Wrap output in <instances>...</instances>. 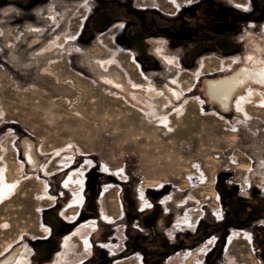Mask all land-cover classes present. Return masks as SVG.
Instances as JSON below:
<instances>
[{
	"label": "rangeland",
	"instance_id": "374dc122",
	"mask_svg": "<svg viewBox=\"0 0 264 264\" xmlns=\"http://www.w3.org/2000/svg\"><path fill=\"white\" fill-rule=\"evenodd\" d=\"M256 44L264 0H0V261L154 264L156 237L204 218L224 223L213 264H264V84L207 93Z\"/></svg>",
	"mask_w": 264,
	"mask_h": 264
},
{
	"label": "bare ground",
	"instance_id": "6f19581e",
	"mask_svg": "<svg viewBox=\"0 0 264 264\" xmlns=\"http://www.w3.org/2000/svg\"><path fill=\"white\" fill-rule=\"evenodd\" d=\"M24 38V37H23ZM19 44V43H18ZM254 44V42H253ZM258 51H263V48H260V46L258 44H256V46H254ZM253 47V48H254ZM259 53V52H258ZM260 55V54H259ZM261 57V56H260ZM257 58V57H255ZM257 60V59H256ZM102 66V65H101ZM57 70V68H56ZM58 76V80H60L59 75ZM180 83V82H179ZM73 84V83H72ZM114 84V83H113ZM264 84V59H260V62L254 65H251V67H243L242 69H240L239 71H237V73H235L233 76L231 77H227V78H223V79H219V80H213V81H209L207 84V93L209 95V98L212 101H216L219 104H221L223 107H225L226 105H228V103L230 102L232 95L235 92H238L239 88H242L244 86H249L250 90L248 94H253V90H252V86H255L256 90L262 88L261 85ZM74 85V84H73ZM143 89L145 91L146 96L148 97V99L150 100V102H152L151 106H150V111L151 112H155L156 110V105L154 104L155 101H159L161 95L160 93H157L155 87H153V85H145L143 86ZM238 89V90H237ZM5 90V89H4ZM255 92V91H254ZM257 93V92H256ZM179 93L177 92H172L171 94L168 93V96H166V98H164V103L165 104H169V105H173L174 101L177 100V96ZM258 96V94H257ZM12 98V97H11ZM175 98V100H174ZM41 99V98H40ZM241 99V98H240ZM257 99V97H256ZM43 100V99H42ZM41 100V101H42ZM244 101V100H243ZM242 99L236 102V106L240 107L242 106ZM258 101V99H257ZM249 102V101H248ZM264 102V101H263ZM257 103V102H256ZM260 103V100L259 102ZM49 105V104H48ZM220 105V106H221ZM73 106V105H72ZM81 107V106H80ZM246 107V106H245ZM243 108V106H242ZM60 109V108H59ZM225 109V108H224ZM238 109V108H237ZM227 110V109H226ZM241 110V108H240ZM239 110V111H240ZM244 110V109H243ZM246 110V109H245ZM179 113V112H178ZM81 114V113H79ZM264 116V115H263ZM89 119V118H88ZM91 119V118H90ZM160 123H167V126L170 125V122L172 123V121L169 120L168 117L166 116H160L159 117V121ZM174 124V123H173ZM179 124V123H178ZM162 126V124H161ZM178 126V125H176ZM170 127V126H169ZM168 128V127H167ZM172 128V127H171ZM170 128V129H171ZM223 128V127H222ZM163 129V128H162ZM161 129V130H162ZM177 129V128H176ZM183 129V128H182ZM49 130V129H47ZM165 130V129H164ZM163 131V130H162ZM161 131V132H162ZM174 131V130H173ZM45 132V131H44ZM106 132V131H105ZM176 132V131H175ZM191 132V131H190ZM160 133V132H159ZM165 133V132H164ZM171 133V132H170ZM169 133V134H170ZM189 133V132H188ZM47 134V133H45ZM163 135V134H162ZM160 136V134H159ZM165 136V135H164ZM181 136V131L176 132L174 135H172V141L173 143L175 142L174 139H176L178 141V139H180ZM162 138V137H161ZM187 138H190V136H187ZM186 138V139H187ZM185 139V140H186ZM190 140V139H189ZM176 141V142H177ZM182 142V141H181ZM186 142V141H185ZM184 143V142H183ZM185 144V143H184ZM177 146V143L176 145ZM179 147V146H178ZM185 147V146H184ZM28 152V151H27ZM184 152V151H183ZM182 152V153H183ZM34 160V159H33ZM181 161V160H180ZM5 173V172H4ZM3 172H0V198H2L3 195H5L7 193L8 188H12V186L10 185L11 183H13L12 179H8L7 175H5ZM61 224V223H60Z\"/></svg>",
	"mask_w": 264,
	"mask_h": 264
},
{
	"label": "crops",
	"instance_id": "0c3cea01",
	"mask_svg": "<svg viewBox=\"0 0 264 264\" xmlns=\"http://www.w3.org/2000/svg\"><path fill=\"white\" fill-rule=\"evenodd\" d=\"M222 220L206 221L204 218H200L194 225L188 228L184 226L183 229L178 230L175 234H172V240L164 242L161 238L156 237L154 247L152 250H144L142 256L152 258L154 257V264H174V254L175 256L180 254L188 256L192 252L198 251L197 248L203 243L211 239L212 245L205 252V263L204 264H213L216 263L215 260L220 254L219 245L217 239L221 234V231L218 229L224 226V223H221ZM210 241V242H211ZM198 246V247H197ZM197 247V248H196ZM165 260V262H163ZM151 263L147 262L146 264Z\"/></svg>",
	"mask_w": 264,
	"mask_h": 264
},
{
	"label": "flooded vegetation",
	"instance_id": "af4514ba",
	"mask_svg": "<svg viewBox=\"0 0 264 264\" xmlns=\"http://www.w3.org/2000/svg\"><path fill=\"white\" fill-rule=\"evenodd\" d=\"M57 224H59L60 226H57ZM56 228H57L58 235L62 234V226H61L59 221L56 223ZM46 250H47V248H45V250L43 252L44 253L43 256H47L48 255L49 249H48V251H46ZM15 260H16V256L10 255L4 261H2V262L0 261V264H14Z\"/></svg>",
	"mask_w": 264,
	"mask_h": 264
},
{
	"label": "water",
	"instance_id": "95a60500",
	"mask_svg": "<svg viewBox=\"0 0 264 264\" xmlns=\"http://www.w3.org/2000/svg\"><path fill=\"white\" fill-rule=\"evenodd\" d=\"M263 254H264V249H263Z\"/></svg>",
	"mask_w": 264,
	"mask_h": 264
}]
</instances>
